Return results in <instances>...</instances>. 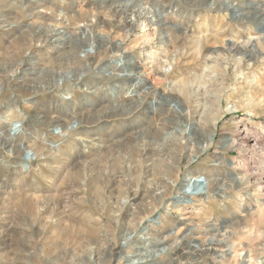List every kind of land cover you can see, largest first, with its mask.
I'll return each mask as SVG.
<instances>
[{"label": "rangeland", "instance_id": "obj_1", "mask_svg": "<svg viewBox=\"0 0 264 264\" xmlns=\"http://www.w3.org/2000/svg\"><path fill=\"white\" fill-rule=\"evenodd\" d=\"M0 9L7 15L0 19V110L13 100L25 122L23 127L21 123L9 127L11 135L37 136L47 151L44 161L35 160L33 152L25 153L21 158L25 162L17 164L24 174L15 179L5 166L13 167L21 155L0 142L1 204L15 202L12 212H17L18 206L22 208L17 201L26 190L38 202L62 199L66 211L79 203L100 208L110 234L101 261L92 264H117L120 259L129 264L130 254L139 260L137 251L147 258L150 253L143 247L157 255L152 264H243L248 257L253 264L264 262V190H258L256 179L244 169L252 161L264 169V0H0ZM49 26L63 33L62 44L51 48L41 43L28 51L26 38L46 39L39 31ZM51 54L63 64L84 63L85 68L58 74L57 68L46 70L43 64ZM17 70L21 72L14 79ZM132 71L149 81L126 80ZM114 74L121 78L108 81ZM77 78L86 82L77 85ZM64 82H70L71 94L54 93V87ZM184 82L186 92L180 90ZM95 87L100 91L94 97ZM144 89L151 94L134 116L131 99L141 97ZM83 109L88 111L82 113ZM73 111L87 122L98 118L113 122L104 129L83 123L79 130L88 138L76 146L61 127L46 131L45 121L56 116L69 119ZM6 118L0 111V124L7 123ZM79 124L73 121V128ZM242 130L253 140L243 145L246 157L233 144L241 143ZM147 151L153 160L148 165L156 166L149 167L150 175L137 163L148 157ZM191 155L190 173L205 175L211 194H200L206 188L202 179L177 206L173 203L179 188L168 191L167 183L181 184ZM178 157L181 169H175ZM31 158L34 162L28 166ZM56 159L59 164L53 163ZM134 189L146 192V197L132 198ZM244 209L249 211L243 213ZM123 213L125 220L114 223L112 216ZM132 215L145 221L142 231L131 234L134 241L128 247L131 231H125L124 221L135 225ZM164 238L172 240L170 248L167 244L162 246L167 251L157 252L163 248L156 241ZM8 245H3L0 264H53L40 249H29L30 255L23 257L20 246ZM211 248L220 257L213 256Z\"/></svg>", "mask_w": 264, "mask_h": 264}, {"label": "bare ground", "instance_id": "obj_2", "mask_svg": "<svg viewBox=\"0 0 264 264\" xmlns=\"http://www.w3.org/2000/svg\"><path fill=\"white\" fill-rule=\"evenodd\" d=\"M123 1V0H122ZM208 1V0H207ZM128 3V2H127ZM132 3V2H131ZM125 4V3H124ZM154 5V4H153ZM152 5V6H153ZM156 5V4H155ZM172 5V2H171ZM133 6V5H132ZM159 7V6H158ZM121 8V7H120ZM2 14H5L3 10L0 9V19L1 18H5L7 15L5 14L4 16H2ZM264 14V12H263ZM113 15V14H112ZM262 15V14H261ZM66 16V15H64ZM57 17V15H54L51 17V19L54 21L55 18ZM61 17L60 20H62L63 16H59ZM113 17V16H112ZM264 17V16H263ZM68 18V19H67ZM65 19L70 21V24L73 23L72 20H74V18L71 17H67ZM50 19V20H51ZM113 19V18H112ZM3 20V19H2ZM51 20V21H52ZM52 21V22H53ZM4 22H6L4 20ZM55 22V21H54ZM60 22V21H59ZM66 24V23H65ZM70 24L68 23L66 29L68 28V26H70ZM11 25V24H10ZM9 25V27H10ZM22 25V24H21ZM13 27V26H12ZM29 29V28H28ZM65 29V28H64ZM69 29V28H68ZM62 30V29H61ZM63 31V30H62ZM68 31V30H67ZM41 33H44V35L46 36V39L41 38ZM63 33H60L57 31V28L55 26H49L48 28H44L43 30L40 29L39 31V38H30L29 37V41H27V38L24 42V46L28 49H30V51L34 50L35 48H37V46L41 43L46 44V45H51V48L53 47V45L58 46V44H60L62 42V39L64 37V35H62ZM36 35V34H35ZM66 39V38H65ZM66 41V40H65ZM37 42V45H34L33 43ZM108 42V41H107ZM62 44V43H61ZM117 47H120L121 44L116 45ZM60 47V46H59ZM106 47V46H105ZM237 47V46H236ZM25 48V49H26ZM110 49V48H109ZM240 49V47H238V50ZM114 50V49H113ZM237 50V49H236ZM38 51V50H37ZM36 51V52H37ZM105 51V50H104ZM109 51V50H108ZM235 51V50H234ZM107 52V51H106ZM118 53V52H117ZM111 54V53H110ZM120 54V53H119ZM34 55V54H32ZM91 55V54H90ZM109 56V55H108ZM88 57V56H87ZM86 57V58H87ZM119 58V57H118ZM94 59V58H92ZM125 59V58H124ZM130 63V62H129ZM88 64V63H86ZM31 66V65H30ZM44 68L46 70H50V71H54L55 68L58 69L57 74L60 72H64L72 67H74V69L76 70H80V68H85V64L84 63H79L77 66L75 65H71V64H63L60 61H58L57 59H53V56L51 54V56L49 58H47V61L44 62L43 64ZM96 66V65H95ZM98 67V66H97ZM170 68V67H168ZM172 68V67H171ZM100 69V68H99ZM24 70V69H23ZM71 70V69H70ZM35 71V70H34ZM127 71V70H126ZM14 75L12 76L13 78L17 77L21 71L17 70L14 71ZM30 72V71H29ZM23 74V73H22ZM122 74V73H121ZM90 75V74H89ZM121 75L118 74H114L112 75L110 78H108V81H112L114 79H116L117 77H119ZM96 77H101L99 75H97ZM137 77V79H140L143 82L149 81L148 78H142V75L138 74L135 71H132L130 74H127L125 76L126 80L132 81L133 79H135ZM9 78V77H8ZM14 78V79H15ZM121 78V77H119ZM96 79H103L102 78H96ZM65 81V80H64ZM15 82V81H14ZM67 82V81H66ZM64 82L63 84H57L56 87H54V93L55 91H62L64 90V93L66 96L71 94V85L70 82L66 83ZM75 82H77V85H82V83H85L86 80L85 78H77L75 80ZM140 82V81H139ZM138 82V84H140ZM80 83V84H79ZM39 84V83H38ZM90 85V84H89ZM88 85V86H89ZM183 88H180V90L186 92V89L188 88V84L187 83H183ZM180 85V86H182ZM190 85V84H189ZM91 86V85H90ZM93 86V85H92ZM135 87V85H134ZM50 89V88H49ZM52 89V88H51ZM51 89L49 90L51 92ZM96 89V87H95ZM152 89H155L154 87H152ZM145 90V89H144ZM156 90V89H155ZM179 90V92H180ZM38 91V90H37ZM100 91V89H96L94 92H91V94L95 95L98 94V92ZM134 91V90H133ZM143 92V91H142ZM172 92V91H171ZM133 94V93H132ZM151 93L146 92V90L142 93L141 97L138 98H132V104L135 105L134 108V116H137L141 113V105H143L147 100H148V96ZM180 94V93H179ZM186 94V93H185ZM156 95V94H154ZM188 95V94H187ZM177 96V95H174ZM189 96V95H188ZM199 97V96H198ZM63 98V97H62ZM188 98V97H187ZM190 98V97H189ZM61 99V98H60ZM183 99V98H182ZM186 99V98H185ZM187 100V99H186ZM61 103H63V101H61ZM150 103V102H149ZM71 104V103H68ZM148 105V104H147ZM134 107V106H133ZM146 108V107H145ZM144 108V109H145ZM111 109V108H110ZM132 109V108H131ZM113 110V109H111ZM3 114H5L7 116V118L5 119V121L7 123L4 124H0V142L3 146H8L11 149L14 150H18V154L21 155V157L19 159H16L15 163L13 164V167L10 166L7 163V166H5V171L6 173L15 179H18L19 177H21L24 174V170L22 168H18L17 164L18 161L19 162H25V158L21 159L22 156H24L25 153H30L33 152L34 156H35V160H41L44 161L43 159L47 158V154H46V148L44 146L45 143H43L44 141L40 138L36 137H32L31 134L27 135L25 137L21 136L19 137V139H14V137L11 135L10 133V128L14 125V123H21L23 127L24 126V122H25V117L23 116V114L19 111V109L16 107V104L13 100H11L5 107V110H0ZM88 110H81L82 113H85ZM146 110H144L145 112ZM83 115L81 113H78V111H73L72 116L69 119H62L59 116L56 117H52L50 119H48L47 121L44 122V127L46 129V131H48V129L53 128V127H61L62 129V133L63 134H69V141H72L74 143V146H76V144L81 143L84 139H87L88 137L86 136V134H82L83 130H79V126L82 125L83 123L85 124H93L96 125V127H98L99 129H104L107 125H109L110 123L113 122V120L111 122L108 123V121H105L103 118H98L93 122H87L83 119H86L87 117H82L80 118V116ZM132 116V114L130 115ZM81 119V120H80ZM114 119V118H113ZM77 121L78 123H80L75 129L73 128V121ZM217 123V122H216ZM215 123V124H216ZM114 124V123H113ZM169 125V124H168ZM170 126V125H169ZM10 127V128H9ZM109 129V127L107 128ZM111 129V128H110ZM71 130V131H70ZM244 130V129H243ZM241 131L240 133H238V135L240 134V138L239 140L241 141V143H233L234 145H236L237 147H240L242 151V156L246 157V153L244 152V150L242 148H244V144H248L249 142L253 141L252 137L249 136L247 133L248 131ZM165 132V131H164ZM81 135V137H80ZM212 135V133H210V136ZM15 136V135H14ZM34 136V135H33ZM64 135H59L57 138L58 139H62ZM164 136V135H163ZM67 137V136H66ZM80 137V138H79ZM184 137V136H182ZM187 137V136H186ZM169 138V137H168ZM255 140V139H254ZM90 141L92 142L93 140L90 139ZM165 141V140H164ZM186 141V140H185ZM188 141V140H187ZM151 142V141H150ZM257 142V141H256ZM160 143V141H159ZM187 143V142H186ZM260 143V142H259ZM149 144V143H148ZM154 144V143H153ZM156 144V143H155ZM165 144V143H164ZM251 144V143H250ZM263 144V143H262ZM261 145V144H260ZM100 146V145H98ZM170 146V145H169ZM173 147V146H172ZM183 147V146H182ZM186 147V146H185ZM209 147V146H208ZM208 147H204L202 148L201 152H204L208 149ZM160 148V147H159ZM169 148V147H167ZM166 148V149H167ZM146 149V148H145ZM141 150V149H140ZM144 150V149H143ZM162 150V149H161ZM186 150V149H185ZM142 151V150H141ZM149 151V150H148ZM147 151L146 159L137 162L144 170L145 172L150 175V171L151 170H155L156 166H152L154 163H152V167H150L148 164L153 161H151L152 157L150 156V152ZM157 151V150H156ZM159 151V150H158ZM157 151V152H158ZM248 151V150H247ZM143 152V151H142ZM155 152V150H154ZM171 152V151H170ZM169 152V153H170ZM175 152V151H174ZM249 152V151H248ZM247 152V153H248ZM153 153V152H152ZM161 153V152H160ZM163 153V152H162ZM172 153V152H171ZM244 153V155H243ZM154 154V153H153ZM164 155V154H163ZM166 155V154H165ZM171 155V154H170ZM173 155V154H172ZM171 155V156H172ZM158 156V155H156ZM176 156V155H175ZM140 157V156H139ZM154 157V156H153ZM197 157V156H196ZM143 158V157H142ZM160 158V157H159ZM125 159V158H124ZM137 159V158H136ZM140 159V158H138ZM156 159V158H155ZM173 159V157H172ZM176 162H174V165H176L175 169H181V167H179V163L182 159L175 158ZM164 160V159H163ZM169 160V159H168ZM147 161V162H146ZM33 159H29L27 160L26 164L28 166H31L33 163ZM60 160L56 159L55 164H59ZM194 162V158L193 156H189L188 161L186 162L185 168L186 169V173L187 175H184L185 178L183 179V181L181 182L180 185H178L177 180H171V182L167 183V189L166 190H171L173 187L178 186L179 190H178V195L177 197L173 200L174 203L173 204H177V206H181L178 205L179 203H182V199L186 198V196L189 194L188 190H190L192 187L196 186L197 184L202 183V179H204L203 181H206V188L201 190V195L204 197H209L210 193V182L209 179L204 175V176H199L196 175L195 173H190L191 170V165ZM246 162V161H245ZM244 162V163H245ZM110 163V162H109ZM157 163V162H156ZM0 164H3V162L1 161ZM133 164V163H132ZM128 165V164H127ZM171 165V164H170ZM230 165H232L233 167L236 166L235 162H232ZM158 166V165H157ZM27 167V166H26ZM149 167L151 168V170L149 169ZM172 167V166H171ZM261 167V166H260ZM259 167V162L258 161H252L250 163L245 164V171H247V175H249L250 177L256 179V187L258 188L259 191H263L264 190V169H260ZM85 168V167H84ZM88 168V167H87ZM90 168V167H89ZM108 168V167H107ZM174 168V167H173ZM28 169V167H27ZM83 169V168H82ZM101 169V168H100ZM105 169V168H104ZM140 169V168H139ZM158 169V168H157ZM156 169V170H157ZM205 169V168H204ZM78 170V169H77ZM90 170V169H89ZM92 170V169H91ZM130 171V170H129ZM86 172V170H85ZM114 172V171H113ZM153 172V171H152ZM74 173V172H73ZM81 173V172H80ZM104 173V172H103ZM141 173V172H140ZM85 174V173H84ZM87 174V173H86ZM173 174V173H172ZM181 174V173H180ZM183 174V173H182ZM95 175V174H94ZM110 175V174H109ZM130 175V174H129ZM147 175V176H148ZM78 176V175H77ZM86 176V175H85ZM106 176V175H104ZM143 176V175H142ZM87 177V176H86ZM99 177V176H98ZM179 177V176H178ZM89 178V177H88ZM100 178V177H99ZM104 178V177H103ZM135 179V178H134ZM142 179V177H141ZM179 179V178H178ZM136 180V179H135ZM169 180V179H168ZM19 180H17V182H19ZM79 181V178H78ZM88 181V180H87ZM102 181H104L102 179ZM139 181V180H138ZM167 181V180H166ZM81 182V181H80ZM84 182V181H83ZM112 183H114L115 181H111ZM180 182V181H179ZM213 182V181H212ZM77 183V182H76ZM118 183V182H117ZM141 183V181H140ZM164 183V182H163ZM161 184V183H160ZM239 184H241L239 182ZM103 185V184H102ZM115 185V184H114ZM165 185V183H164ZM104 186V185H103ZM109 186V185H108ZM156 186V185H155ZM164 187V186H163ZM106 188V187H105ZM142 188V187H141ZM177 188V187H176ZM175 188V189H176ZM104 189V188H103ZM107 189V188H106ZM105 189V190H106ZM131 189V188H130ZM163 190V189H162ZM129 191V190H128ZM160 191V190H159ZM173 191V190H172ZM146 193V192H145ZM144 193V195H142V190L140 189H134V192L132 194V198H137V196H141L142 198H145L146 194ZM129 195V194H128ZM174 196V195H173ZM163 197V196H162ZM127 198V197H126ZM203 198V197H202ZM181 199V200H180ZM20 202L22 203V208L20 206L19 209H23V212L21 211V209L17 210V212H12L13 206L15 207L16 203L15 202H11V204H1L0 203V259L2 258V254L5 253V250L3 245L5 244H9L8 246H11V243L13 245L16 244L18 246L21 247V253H19V255L21 254L23 255H27L29 253V249H40L39 252L41 253V256L45 259H48L49 261H51L53 264H57V260L60 261L62 264H85V263H89L92 264L93 261L98 263L101 261V257L103 254V247L107 246L108 244V239L107 236H109L110 232L107 231V229L109 228L110 224H108L109 222H105V220L102 219V211L100 208L96 207L97 211L95 209H93L91 207L90 203H84L81 204L79 203L78 206L73 207L71 210H67L63 205L62 199L60 198H55V200H45L43 202H38L36 200L35 197L30 196V194H28L26 192V190H24L21 194V199H18ZM95 201V200H94ZM90 202V201H89ZM160 202V201H159ZM117 203V202H116ZM125 203V202H124ZM19 204V203H18ZM96 204V203H95ZM102 204V203H101ZM172 204V205H173ZM109 205V204H108ZM161 205V204H160ZM106 206V205H105ZM67 207V206H66ZM103 207V206H102ZM116 207V206H115ZM123 207V206H122ZM153 207V206H151ZM105 208V207H104ZM125 208V207H124ZM121 209V208H120ZM14 210V209H13ZM155 210V209H154ZM122 211V209H121ZM124 211V210H123ZM122 211V212H123ZM249 209H244V212H248ZM69 212V213H67ZM119 212V211H118ZM125 212V211H124ZM155 213V212H154ZM115 214V213H114ZM152 215H156V214H152ZM151 215V216H152ZM126 215L120 214L119 216H112V219L116 222L114 223H119L122 220H125ZM133 217L134 223L135 225H133V222H129V223H125V231H127L129 233V231H131L130 233V237H127L126 240L128 239V247L129 245H131V241L133 242L134 240L131 239V234H137V232L142 231L143 228V223H144V219L143 218H139V216H131ZM132 220V221H133ZM239 223V222H238ZM237 224V222H236ZM210 227V226H209ZM124 228V227H123ZM245 228V227H244ZM145 229V228H144ZM215 229V228H214ZM224 229V228H223ZM155 231H157L158 229H154ZM195 229H193L194 231ZM216 230V229H215ZM214 230V233H215ZM34 231H37V235L36 237H33ZM146 231V230H145ZM225 231V230H224ZM158 232V231H157ZM156 232V233H157ZM161 232V231H160ZM165 232V231H164ZM221 232V230H220ZM231 232V231H230ZM159 233V232H158ZM192 233V232H191ZM213 233V234H214ZM103 234V235H101ZM125 234V233H124ZM162 234V233H161ZM218 234V233H217ZM226 234V233H225ZM142 235V234H141ZM153 235V234H152ZM163 235V234H162ZM172 235V234H171ZM232 235V234H231ZM102 236V237H101ZM216 236V235H215ZM138 237V238H137ZM166 237V236H165ZM213 237V236H212ZM218 237V236H217ZM137 239H140V237L137 235L136 236ZM143 238V237H142ZM152 238V237H151ZM135 239V238H134ZM136 239V240H137ZM156 239V238H155ZM142 240V239H140ZM152 240V239H150ZM159 240V239H158ZM184 240V239H183ZM195 240V239H194ZM224 240V239H223ZM139 241V240H138ZM172 240L168 239V238H164L161 239L159 241H156V244L159 245L161 248H163L162 246L169 244ZM176 241V240H175ZM179 241V239H178ZM212 241V240H211ZM217 241V240H216ZM221 241V240H220ZM228 241V240H226ZM189 242V241H188ZM139 243V242H138ZM229 243V242H228ZM134 244V243H133ZM177 244V243H176ZM181 244V243H180ZM189 245V244H188ZM122 246V245H121ZM175 246V245H174ZM183 246V245H182ZM202 246V245H200ZM229 246V245H227ZM19 247V248H20ZM177 247V246H176ZM213 248V246H210ZM15 248V247H14ZM169 248H170V244H169ZM168 248V250L170 251V249ZM175 248V247H174ZM194 249H196L197 247H192ZM211 248V253H213L212 255L214 256L215 254L218 255L214 250H212ZM226 248V246H225ZM8 249V248H7ZM105 249V248H104ZM107 249V248H106ZM129 249V248H128ZM187 249V248H186ZM206 249V248H205ZM210 249V248H209ZM209 249H207L206 252L209 253ZM229 249H233L231 248V246L229 247ZM19 250V249H18ZM17 250V251H18ZM113 250V249H112ZM141 250L145 251L146 253H150V255H148L147 258H144V254L143 252L137 251L138 256L140 257L139 260H136L135 258H132L131 254L130 256H128V263L129 264H152V260H157V255H151L153 253V250H149L148 247H143ZM209 250V251H208ZM167 251V249L165 250V248H163V250H159L157 252H165ZM168 251V252H169ZM205 251V250H204ZM12 252V250L10 251ZM125 252V251H124ZM127 252V251H126ZM227 252V251H226ZM231 252V251H230ZM131 253V252H130ZM134 253V252H133ZM155 253V250H154ZM170 253V252H169ZM223 253V252H222ZM9 254V253H8ZM17 254V252H16ZM11 255V254H10ZM30 255V254H28ZM34 255V254H33ZM173 255V254H172ZM186 255V254H185ZM210 255V254H209ZM230 255V254H227ZM15 256V254H14ZM181 256V255H180ZM184 256V255H183ZM220 257V255H218ZM243 256V255H242ZM245 256V255H244ZM24 257V256H23ZM241 257V256H240ZM7 258V257H6ZM17 258V257H16ZM15 258V259H16ZM148 258L150 259V261L148 260ZM167 258V257H166ZM11 259V258H10ZM124 259V258H123ZM126 259V257H125ZM161 259V258H160ZM201 259V258H200ZM173 261V260H172ZM178 261V259H177ZM197 261V260H196ZM199 261V260H198ZM211 261V260H210ZM220 261V260H219ZM165 262V261H164ZM171 262V261H170ZM243 264H253V259L252 257H248V259L243 258ZM214 263V262H213ZM109 264V262L107 263ZM115 264V263H114ZM117 264H123L122 259H120ZM169 264V263H167ZM255 264H264L263 260L257 261Z\"/></svg>", "mask_w": 264, "mask_h": 264}]
</instances>
